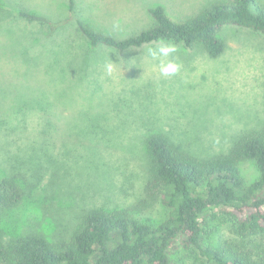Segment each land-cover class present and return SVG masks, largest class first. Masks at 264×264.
<instances>
[{
    "label": "rangeland",
    "instance_id": "rangeland-1",
    "mask_svg": "<svg viewBox=\"0 0 264 264\" xmlns=\"http://www.w3.org/2000/svg\"><path fill=\"white\" fill-rule=\"evenodd\" d=\"M233 2L75 0L71 12L68 0H0L1 106L16 95L14 113L0 115V175L11 171L23 189L21 203L2 213L6 251L30 234L68 243L92 210H128L155 222L167 218L158 191L147 189L152 135L162 134L198 158L228 154L246 135L264 136L260 34L224 27L218 36L225 48L217 58L201 43L163 42L175 45L173 56L182 65L175 76L163 77L159 60L147 54L161 42L125 52L92 47L77 25L80 20L123 40L155 26L150 8L161 6L183 23L213 4ZM256 2L264 9V0ZM22 12L41 20L30 21ZM107 63L114 65L111 75ZM239 168L245 184L259 178L253 161ZM225 212L207 218L204 244L224 245L264 264V235L242 242ZM172 259L208 264L196 248L180 244Z\"/></svg>",
    "mask_w": 264,
    "mask_h": 264
},
{
    "label": "trees",
    "instance_id": "trees-1",
    "mask_svg": "<svg viewBox=\"0 0 264 264\" xmlns=\"http://www.w3.org/2000/svg\"><path fill=\"white\" fill-rule=\"evenodd\" d=\"M68 6L72 12L75 0H68ZM148 13L155 26L123 40L96 32L80 20L77 25L92 47L119 52L159 42L186 47L201 43L210 58H217L225 48L218 34L226 26L247 29L264 39V9L256 0L216 3L183 23L172 21L161 6ZM21 15L30 21L41 20L24 12ZM15 98L7 96L8 107L0 104V115L6 111L8 118L14 113ZM1 140L4 144L5 139ZM147 148L152 158L147 189L158 191L169 210L167 218L155 222L128 210H92L70 242L55 245L40 234H30L17 239L10 251L5 250L0 232V264H174L172 255L179 244L196 248L208 264H255L233 248L204 244L203 225L225 210L232 231L242 242L264 235V136L246 135L228 154L209 158L180 151L162 134L150 136ZM245 160L253 161L259 171V178L251 184H245L239 168ZM22 190L11 171L0 175V222L2 213L21 203Z\"/></svg>",
    "mask_w": 264,
    "mask_h": 264
},
{
    "label": "clouds",
    "instance_id": "clouds-1",
    "mask_svg": "<svg viewBox=\"0 0 264 264\" xmlns=\"http://www.w3.org/2000/svg\"><path fill=\"white\" fill-rule=\"evenodd\" d=\"M177 51L175 45L165 44L161 42V45L154 49L148 50V56L153 60H159V72L163 77L175 76L181 70L182 65L176 62L173 54ZM172 57L171 59H168ZM164 58V59H161ZM106 74L111 75L114 71L113 63H107L104 65Z\"/></svg>",
    "mask_w": 264,
    "mask_h": 264
}]
</instances>
